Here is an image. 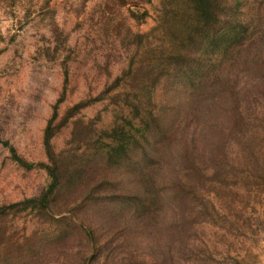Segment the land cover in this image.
<instances>
[{
    "label": "rangeland",
    "instance_id": "374dc122",
    "mask_svg": "<svg viewBox=\"0 0 264 264\" xmlns=\"http://www.w3.org/2000/svg\"><path fill=\"white\" fill-rule=\"evenodd\" d=\"M45 2L0 0V206L39 197L49 185L40 166L48 161L45 133L58 105L52 144L66 187L57 204L40 216L23 212L0 222V264H264V195L262 203L239 214L237 227L201 231L195 247L204 251L203 257L190 259L186 236L166 222L170 210L159 219L150 216L136 231L133 213H121L120 188L137 182L139 164L154 166L159 159L148 163L149 156L131 153L125 161L130 166L118 169L108 166L114 160L97 157L95 147L86 143L87 134L113 122L111 102H99L64 123L67 111L80 100L111 90L129 55L123 40L156 26L158 3L146 6L149 14L138 23L131 16L136 8L121 7L118 0ZM228 24L229 17L222 14L217 29ZM51 41L69 50L64 55L72 62L70 84L58 62L38 53ZM176 74L182 76V69ZM181 87V78H176L157 89L156 102L169 107L162 114L166 134L175 129L178 115L171 110L182 107ZM211 123L215 129L224 124L219 119ZM178 146L181 150L182 144ZM11 147L25 165L12 160ZM176 169L170 171L173 177ZM158 188L165 194L170 189L163 184ZM81 224L94 233V243L80 237L75 227Z\"/></svg>",
    "mask_w": 264,
    "mask_h": 264
},
{
    "label": "trees",
    "instance_id": "16d2710c",
    "mask_svg": "<svg viewBox=\"0 0 264 264\" xmlns=\"http://www.w3.org/2000/svg\"><path fill=\"white\" fill-rule=\"evenodd\" d=\"M118 1L121 7L130 4L136 8L131 16L138 23L149 14L146 6L157 2L156 26L146 34H130L123 40L129 55L111 90L80 100L67 111L64 123L99 102H111L115 107L110 111L115 114L113 122L87 134L86 143L95 147L97 157L114 160L108 166L118 169L130 166L125 161L131 153L149 156L148 163L159 159L154 166L139 164L137 182L132 188H120L117 199L121 213H133L136 231L150 216L159 219L170 210L166 222L182 230L190 259H198L204 252L195 247L201 231L221 230L226 225L235 228L244 209L262 203L264 0H231L226 5L223 0ZM222 14L229 17V24L217 29ZM38 53L46 61L58 62L65 83H71L72 62L64 55L69 53L66 46L59 49L51 41ZM181 69L182 76L177 75ZM176 78L182 80V107L176 112L172 108L178 115L177 131L172 128L171 134H166L162 114L167 105L156 102V93L164 81ZM65 98L67 95L60 106ZM59 108L45 133L48 161L40 166L50 179L49 185L39 197L0 206V222L23 212L40 216L57 204L66 187L52 144ZM217 119L223 127L208 126ZM178 144H182L181 150ZM10 152L15 163L26 164L14 148ZM174 167L176 177L170 175ZM162 184L170 188L166 194L158 188ZM75 229L86 243L96 241L83 224ZM85 260L91 262V258Z\"/></svg>",
    "mask_w": 264,
    "mask_h": 264
}]
</instances>
